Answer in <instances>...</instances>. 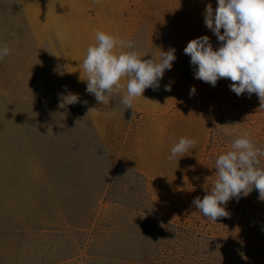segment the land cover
Listing matches in <instances>:
<instances>
[{
	"label": "rangeland",
	"instance_id": "374dc122",
	"mask_svg": "<svg viewBox=\"0 0 264 264\" xmlns=\"http://www.w3.org/2000/svg\"><path fill=\"white\" fill-rule=\"evenodd\" d=\"M208 4L217 0H0V46L11 50L0 60V264H135L164 224L175 233L158 240L164 264H264L258 190L215 222L192 203L234 138L247 132L264 149L258 96L196 79L184 53L202 36L221 46ZM98 31L134 42L143 59L175 49L133 109L86 91L82 63ZM61 94L79 102L61 107ZM182 137L197 143L170 160Z\"/></svg>",
	"mask_w": 264,
	"mask_h": 264
},
{
	"label": "clouds",
	"instance_id": "9594fccd",
	"mask_svg": "<svg viewBox=\"0 0 264 264\" xmlns=\"http://www.w3.org/2000/svg\"><path fill=\"white\" fill-rule=\"evenodd\" d=\"M205 25L221 42L214 50L208 36L191 40L184 48L190 62L196 66L195 78L215 86L221 78L229 79L230 89L237 95L256 94L260 108H264V0H217L213 10L208 4L204 12ZM223 29V34H221ZM96 43L89 45L82 69L87 82L86 91L97 103H109L119 96L124 111L133 109L134 101L143 97L146 89L159 87L166 70H171L176 60L175 49L160 52L157 60L143 59L147 53L135 49L132 41L104 32L96 33ZM119 49V51H117ZM123 49H128L127 51ZM5 44L0 46V60L10 54ZM126 78L124 83L121 80ZM171 86L166 85L165 91ZM196 92L195 87L190 95ZM61 107L79 102L75 94L63 96ZM195 139L182 137L171 148L169 159L183 156L196 145ZM264 149L257 147L245 132L231 143V149L215 160V179L203 199L196 197L193 205L211 221L228 217L224 205L247 196L255 188L264 201Z\"/></svg>",
	"mask_w": 264,
	"mask_h": 264
},
{
	"label": "trees",
	"instance_id": "16d2710c",
	"mask_svg": "<svg viewBox=\"0 0 264 264\" xmlns=\"http://www.w3.org/2000/svg\"><path fill=\"white\" fill-rule=\"evenodd\" d=\"M210 146H211V143L208 144L206 149H209ZM215 174H216V169H214V170L212 169L210 171V176H211L212 180H214L216 178ZM150 219H155L156 221L161 220V218H159V216H157V217L155 216V217H152ZM171 227L172 226H169V224H167V225L164 224L159 229L149 230L146 234L147 243L149 245L145 246V244H144V245H141L139 248V251L143 255L144 258H142V260H140V261H135L134 263L135 264H164L165 260H161V261L158 260V256L160 254V250L158 248V247H160V244H159L160 242H158V240L161 236H163V234L165 233L164 232L165 230L167 231L166 237L168 239L173 238V235L175 233H174V231H171Z\"/></svg>",
	"mask_w": 264,
	"mask_h": 264
}]
</instances>
